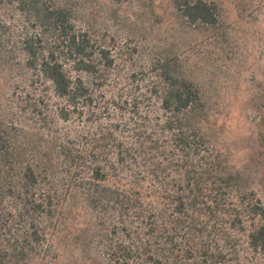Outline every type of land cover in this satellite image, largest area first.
I'll return each instance as SVG.
<instances>
[{
	"label": "trees",
	"instance_id": "16d2710c",
	"mask_svg": "<svg viewBox=\"0 0 264 264\" xmlns=\"http://www.w3.org/2000/svg\"><path fill=\"white\" fill-rule=\"evenodd\" d=\"M72 3L0 0V66L30 76L20 100L39 124L0 120V201L19 202L22 252L40 255L43 222L83 194L112 220L110 264H264V205L202 132L199 87L165 58L119 88L112 48L78 29ZM174 3L192 24L219 22L212 2ZM76 119L75 136L41 128Z\"/></svg>",
	"mask_w": 264,
	"mask_h": 264
},
{
	"label": "rangeland",
	"instance_id": "374dc122",
	"mask_svg": "<svg viewBox=\"0 0 264 264\" xmlns=\"http://www.w3.org/2000/svg\"><path fill=\"white\" fill-rule=\"evenodd\" d=\"M71 1L78 29L112 48L116 81L128 93L137 90V79L153 62L178 60L202 92V132L227 159L238 188L264 205V0H205L218 7L215 26L188 22L174 0ZM29 79L0 66V120L39 126L20 100ZM112 114L123 118L116 110ZM84 123H41V128L75 136ZM19 208L14 199L0 201V249L7 253L6 264H110L106 247L113 237L112 220L90 209L83 194L66 199L63 213L43 222L47 240L40 255L27 248L22 252L25 222Z\"/></svg>",
	"mask_w": 264,
	"mask_h": 264
}]
</instances>
